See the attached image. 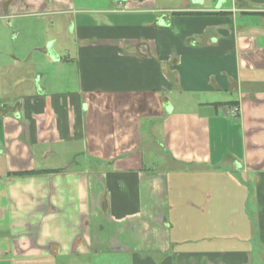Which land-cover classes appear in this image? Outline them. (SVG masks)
Listing matches in <instances>:
<instances>
[{
    "label": "crops",
    "instance_id": "0c3cea01",
    "mask_svg": "<svg viewBox=\"0 0 264 264\" xmlns=\"http://www.w3.org/2000/svg\"><path fill=\"white\" fill-rule=\"evenodd\" d=\"M27 14L76 74L0 62V264H264V0H0Z\"/></svg>",
    "mask_w": 264,
    "mask_h": 264
},
{
    "label": "rangeland",
    "instance_id": "374dc122",
    "mask_svg": "<svg viewBox=\"0 0 264 264\" xmlns=\"http://www.w3.org/2000/svg\"><path fill=\"white\" fill-rule=\"evenodd\" d=\"M52 22L54 24H51ZM70 29L68 20L58 15H53L51 19L48 17L45 19L37 14L0 19V62L4 63L8 59L11 61V57H17L23 64L29 65L21 75L27 78L28 88L35 89L37 85H42L46 78L56 80L60 87H67L71 85L68 78L75 77L76 66L70 63H62L59 66L48 64L52 56H49L47 49L51 47L57 57L58 55L76 56ZM41 74H45L43 81L40 78ZM0 81L3 86L14 87V82L7 76ZM84 161L83 154L76 156L78 165L83 164ZM48 163L55 167L60 165L55 158L49 159Z\"/></svg>",
    "mask_w": 264,
    "mask_h": 264
},
{
    "label": "trees",
    "instance_id": "16d2710c",
    "mask_svg": "<svg viewBox=\"0 0 264 264\" xmlns=\"http://www.w3.org/2000/svg\"><path fill=\"white\" fill-rule=\"evenodd\" d=\"M180 14H189L188 12H184V13H180ZM55 170H49V172H53ZM57 171V170H56ZM39 172V171H38ZM37 173V171H33V172H28L27 174H35ZM18 174H26V173H18Z\"/></svg>",
    "mask_w": 264,
    "mask_h": 264
},
{
    "label": "built area",
    "instance_id": "2783aa9c",
    "mask_svg": "<svg viewBox=\"0 0 264 264\" xmlns=\"http://www.w3.org/2000/svg\"><path fill=\"white\" fill-rule=\"evenodd\" d=\"M236 112H237V111H236V108H235V109H234V111H233V114L235 115V114H236Z\"/></svg>",
    "mask_w": 264,
    "mask_h": 264
}]
</instances>
